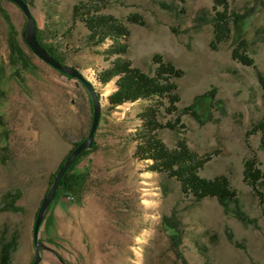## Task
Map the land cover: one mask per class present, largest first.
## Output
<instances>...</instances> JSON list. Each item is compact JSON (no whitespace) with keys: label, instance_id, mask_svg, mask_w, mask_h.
Wrapping results in <instances>:
<instances>
[{"label":"rangeland","instance_id":"374dc122","mask_svg":"<svg viewBox=\"0 0 264 264\" xmlns=\"http://www.w3.org/2000/svg\"><path fill=\"white\" fill-rule=\"evenodd\" d=\"M26 1L42 41L63 63L87 77L93 72L96 80L89 78L102 96L94 147L71 171L87 170L83 192L61 188L52 200L46 216L53 224L47 234L44 218L40 232L46 245L40 264H264V212L244 180L245 160L253 154L264 170L262 132L254 128L264 118L258 78L264 73V0H228L230 12L252 11L244 30L254 65L233 57V38L214 42V0ZM0 7L9 13L26 55L12 63L10 31L0 12V204L8 192L20 193L19 210H0V232L18 236L11 264H32L37 211L61 162L86 137L92 102L82 82L29 49L21 8L9 0H0ZM89 10L127 25L126 56L145 72L154 74L155 54L183 69L177 79L180 108L216 88L209 119L201 123L190 113L164 114L171 126L161 128L160 136L169 147L185 138L197 155L209 157L201 175H226L257 225L225 212L215 197L196 201L176 177L151 170L148 160L135 155L139 113L148 101L109 107L117 77L103 84L99 76L118 54L108 52L112 38L90 36L82 19ZM165 217L179 227V240L171 238Z\"/></svg>","mask_w":264,"mask_h":264},{"label":"trees","instance_id":"16d2710c","mask_svg":"<svg viewBox=\"0 0 264 264\" xmlns=\"http://www.w3.org/2000/svg\"><path fill=\"white\" fill-rule=\"evenodd\" d=\"M214 4L216 10V14L213 17L214 42H223L233 38V57L244 64L254 65V59L249 50V41L245 37L244 30L247 19L252 14L251 9L246 8L245 10L230 12L228 0H214ZM79 8H75V16H79ZM0 12L10 31L12 63L23 61L26 55L15 37L16 30L11 17L3 7H0ZM82 19L90 30V36H97L100 41L105 40L107 37L114 40L108 52L113 55L118 54V56L112 62V65L103 70L99 76L103 84L117 77V87L108 97L109 107L115 108L127 101L133 102L140 99L148 101V104L143 106L139 113L142 123L135 133V137L138 140L135 155L139 159L148 160L151 170L166 171L171 176L176 177L181 184L182 191L188 195H192L196 201H201L208 197H215L223 206L225 212L234 214L242 221L257 225V219L251 217L244 211L239 193L232 186L230 179L226 175H220L214 178L201 175L200 170L209 160V157L197 155L188 145L185 138H180L175 147H169L160 136L161 128L171 126L170 120L164 123V114H177V117H181L182 113H190L201 123L209 119L212 115L211 109L214 106V101H216V88L213 87L197 95L188 107L180 108L177 104L180 100L177 79L183 75V69L178 68L173 62L165 60L161 54H155L153 58L157 64L155 72L154 74L147 73L140 67L134 65L133 61L126 56L128 52L126 40L130 33L126 24L112 15L92 14L91 10L82 15ZM37 37L41 44L55 58L60 60L59 56L53 51V47L42 41L38 33V28ZM122 39L123 42H119ZM258 78L262 86H264V73L259 72ZM218 102L220 103V100ZM254 128L262 132L260 146L264 149V118L258 121L254 125ZM80 142L76 143V145ZM94 144L95 141L91 147L83 150L68 168L53 200L60 193L61 188L76 187L81 193L83 192L82 183L86 178L87 170L84 169L74 172V174L71 171L75 168L80 157L92 149ZM244 180L259 197L260 206L264 212V191L262 189L264 184V170L261 168V161L257 154H253V156L245 160ZM19 197L20 193L18 191L8 192L2 199L0 210H19L20 207L16 204ZM52 224L53 217L50 215L45 216V229L47 234ZM164 225L172 229L171 238L173 241L181 238L179 227L173 224L168 217L164 218ZM17 246V235L9 238L4 231L0 232V264L12 263L13 252Z\"/></svg>","mask_w":264,"mask_h":264},{"label":"water","instance_id":"95a60500","mask_svg":"<svg viewBox=\"0 0 264 264\" xmlns=\"http://www.w3.org/2000/svg\"><path fill=\"white\" fill-rule=\"evenodd\" d=\"M15 4H17L24 15L26 16V25L23 30V39L29 49L39 58H41L46 63L50 64L61 73L68 75L70 77L78 79L82 84L86 87L92 102V120L89 131L86 137L76 145L65 157V160L57 169L56 174L45 193L42 202L39 206V209L36 214V218L34 221L33 227V239H34V247H35V257L32 264H40L42 259V249L46 247V245L40 240V232L41 227L48 211V208L55 196V193L60 185V182L74 162V160L88 147H91L94 143L95 133L99 126V121L101 118V110H102V100L101 93L97 90L96 85L93 80L88 78L84 72L72 65L65 64L55 58L45 47L41 44L37 37V22L31 11L30 5L26 0H9Z\"/></svg>","mask_w":264,"mask_h":264},{"label":"bare ground","instance_id":"6f19581e","mask_svg":"<svg viewBox=\"0 0 264 264\" xmlns=\"http://www.w3.org/2000/svg\"><path fill=\"white\" fill-rule=\"evenodd\" d=\"M89 77H91L93 80H96V76H95V74H94L93 72H91V75H89ZM89 77H88V78H89ZM92 79H91V80H92Z\"/></svg>","mask_w":264,"mask_h":264},{"label":"crops","instance_id":"0c3cea01","mask_svg":"<svg viewBox=\"0 0 264 264\" xmlns=\"http://www.w3.org/2000/svg\"><path fill=\"white\" fill-rule=\"evenodd\" d=\"M60 198H62V196L60 197ZM54 218H56L57 219V217H58V213H57V209H55V211H54Z\"/></svg>","mask_w":264,"mask_h":264}]
</instances>
